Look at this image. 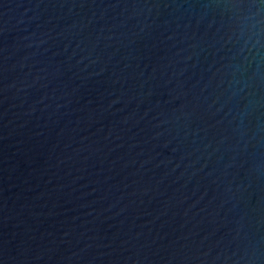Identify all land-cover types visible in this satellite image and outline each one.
<instances>
[{"label": "water", "instance_id": "95a60500", "mask_svg": "<svg viewBox=\"0 0 264 264\" xmlns=\"http://www.w3.org/2000/svg\"><path fill=\"white\" fill-rule=\"evenodd\" d=\"M0 264H264V2L0 0Z\"/></svg>", "mask_w": 264, "mask_h": 264}, {"label": "clouds", "instance_id": "9594fccd", "mask_svg": "<svg viewBox=\"0 0 264 264\" xmlns=\"http://www.w3.org/2000/svg\"><path fill=\"white\" fill-rule=\"evenodd\" d=\"M262 2H264V0H262ZM253 35H258V34L254 33Z\"/></svg>", "mask_w": 264, "mask_h": 264}]
</instances>
